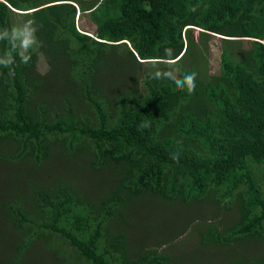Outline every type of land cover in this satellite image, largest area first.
<instances>
[{
	"label": "trees",
	"instance_id": "1",
	"mask_svg": "<svg viewBox=\"0 0 264 264\" xmlns=\"http://www.w3.org/2000/svg\"><path fill=\"white\" fill-rule=\"evenodd\" d=\"M29 20L38 38L30 63L17 52L13 76L0 68V164L22 169L27 186L12 184L0 200L20 232L17 256L56 235L55 252L70 257L60 264H169L154 247L128 250L106 223L130 196L151 191L233 208L202 241L256 239L259 249L226 264H264V0H0V29ZM192 26L221 34L217 66L203 74ZM9 49L0 42V55ZM39 53L50 59L44 72ZM169 66L178 78L195 72V91L154 78ZM144 121L151 126L140 129ZM84 155L92 174L76 186L24 167Z\"/></svg>",
	"mask_w": 264,
	"mask_h": 264
},
{
	"label": "rangeland",
	"instance_id": "2",
	"mask_svg": "<svg viewBox=\"0 0 264 264\" xmlns=\"http://www.w3.org/2000/svg\"><path fill=\"white\" fill-rule=\"evenodd\" d=\"M80 21L83 22L81 18L76 20V25H79ZM191 29L194 39L201 41L198 44L201 61H198L197 72L203 74L217 66V50L221 34L199 33V28L196 26H192ZM89 31L91 32V30ZM49 60L46 55L39 53L35 61L36 70L44 72L51 65ZM134 61L131 64L136 66ZM135 74L130 73L131 81L135 78ZM101 77L103 79L102 75ZM51 78L55 79L53 76ZM100 79L98 80L100 81ZM104 85L113 87V82H107L104 79ZM3 146L4 143L0 141V147ZM71 159L61 161L57 160L56 156L48 157L49 164L40 167L24 164V167L28 170L37 169L36 176H42L39 180H46V174L50 178L59 175L61 180L76 186L75 184L80 183L92 172H89L91 167L85 155L79 156L76 160ZM13 166H15L14 163ZM20 168L22 167L20 166ZM18 173L23 174L22 169L8 170L0 164V191L3 193V195L0 194V200L10 196L4 193L14 188L12 184L21 182L22 185H18L17 188L19 186L27 188L24 176L21 177ZM32 182L34 181L32 180ZM81 192L85 194V192H89V189L86 188L85 192ZM97 198L98 196L95 200ZM211 204L213 205L211 200L190 203H182L177 199L171 201L157 193L145 191L123 201L120 205L121 214L107 219L106 223L110 230H120L124 234V247L128 250L154 247L168 254L169 264H226L229 260H244V257L249 256V252L260 248L256 239L246 243L241 242L240 245H236L232 241L229 244L202 241L201 233H206L209 223H217L218 226L226 225L232 220L235 213L233 208L219 206L214 209ZM1 218L6 224H0V264H60L70 260V257L62 258L57 251L55 252L56 239L58 240L56 235L51 236V245H45L48 240L37 238L18 257L14 242L18 239L17 235L20 232L7 225L8 217L2 209L0 210V222L3 221ZM228 245L234 246L236 250L232 253V249ZM61 246L67 250L64 251L65 253L70 251L65 243H62Z\"/></svg>",
	"mask_w": 264,
	"mask_h": 264
},
{
	"label": "clouds",
	"instance_id": "3",
	"mask_svg": "<svg viewBox=\"0 0 264 264\" xmlns=\"http://www.w3.org/2000/svg\"><path fill=\"white\" fill-rule=\"evenodd\" d=\"M37 28L34 26V21L29 20L22 25L12 26L9 28L0 29V42L6 41L10 46L8 52L0 55V68L8 69V75L13 76L14 65L16 57L14 53L19 54L20 60L23 64L27 65L31 61V51L38 45V38L36 36ZM89 33V32H88ZM165 55H171V49H165ZM195 72L185 73L182 78H178L174 68L169 66V69L161 74L157 72L154 76L156 79L168 78L173 81L176 88L179 90H187L189 93L194 92L196 88ZM150 122L144 121L139 125L140 129L149 128ZM171 159L178 162L179 153H172Z\"/></svg>",
	"mask_w": 264,
	"mask_h": 264
}]
</instances>
